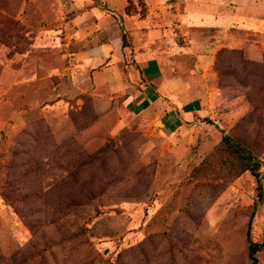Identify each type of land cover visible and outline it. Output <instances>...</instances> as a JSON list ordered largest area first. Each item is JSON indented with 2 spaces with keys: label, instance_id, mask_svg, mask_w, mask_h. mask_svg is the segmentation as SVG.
<instances>
[{
  "label": "rangeland",
  "instance_id": "1",
  "mask_svg": "<svg viewBox=\"0 0 264 264\" xmlns=\"http://www.w3.org/2000/svg\"><path fill=\"white\" fill-rule=\"evenodd\" d=\"M68 1L0 0V264H249L248 224L264 240V38L221 47L214 114L167 137L88 90ZM224 134L257 155L261 203Z\"/></svg>",
  "mask_w": 264,
  "mask_h": 264
},
{
  "label": "crops",
  "instance_id": "2",
  "mask_svg": "<svg viewBox=\"0 0 264 264\" xmlns=\"http://www.w3.org/2000/svg\"><path fill=\"white\" fill-rule=\"evenodd\" d=\"M143 1L141 15L137 0L129 12L128 0H69L66 26L73 44L83 45L73 60L94 95L128 116L151 117L176 138L214 114L213 62L221 47L264 38V0Z\"/></svg>",
  "mask_w": 264,
  "mask_h": 264
},
{
  "label": "trees",
  "instance_id": "3",
  "mask_svg": "<svg viewBox=\"0 0 264 264\" xmlns=\"http://www.w3.org/2000/svg\"><path fill=\"white\" fill-rule=\"evenodd\" d=\"M140 6L141 15L145 12V4L143 0H137ZM132 5V0H128V5L126 6V12L130 11ZM124 45H128L127 33H121ZM221 50V49H220ZM219 50V51H220ZM220 145L222 149L227 152L230 156L231 164L233 165V172L235 175L241 174L242 172H249L256 180V190H257V201L262 202L263 200V187L260 179L259 167L260 163L257 155H255L253 149L245 142L237 139L230 134H224L221 138ZM247 252L249 264L257 263L256 254L264 250V240L257 242L253 241L250 237L249 224L247 229Z\"/></svg>",
  "mask_w": 264,
  "mask_h": 264
}]
</instances>
